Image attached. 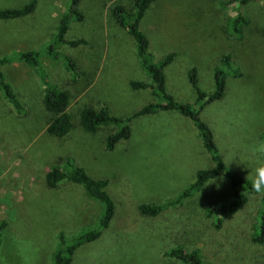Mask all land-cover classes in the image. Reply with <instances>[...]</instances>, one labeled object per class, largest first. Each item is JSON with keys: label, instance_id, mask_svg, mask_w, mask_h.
Here are the masks:
<instances>
[{"label": "rangeland", "instance_id": "obj_1", "mask_svg": "<svg viewBox=\"0 0 264 264\" xmlns=\"http://www.w3.org/2000/svg\"><path fill=\"white\" fill-rule=\"evenodd\" d=\"M31 0H0L1 8H17ZM156 0L141 22L154 61L175 52L165 68L166 89L179 103L198 109L197 93L188 72L196 68L201 90L214 91V72L226 75V92L200 111L211 128L227 167L249 180L264 165V0ZM70 0H37L33 14L0 20V57L13 52L40 51L48 79L70 92L77 117L85 108L108 107L128 117L160 98L152 88L132 89L133 80L151 83L141 68L132 36L112 17L111 9L132 7V0H82L83 20H72L67 39L79 46L56 43L63 56L55 60L47 47L55 42L60 19ZM238 13L248 22L240 35L226 24ZM229 54L230 66L222 62ZM72 59L77 72L66 67ZM12 88L21 97L20 112L0 89V264H52L59 233L67 239L95 227L101 203L82 185L62 181L46 187V173L81 166L95 179H108L115 213L102 235L80 246L71 264H185L167 255L174 248L199 249L209 264H264V244L251 243L253 225L261 221L264 192L247 191L246 205L235 215L207 216L206 209L231 193L220 172L181 204L145 216L140 204H162L176 198L196 180L199 170L215 162L193 121L178 110H160L130 120L131 137L113 150L105 148L113 126L98 133L76 128L66 138L47 132L48 117L40 101L44 88L36 68L19 61L4 65ZM79 76H76L78 75ZM221 218L220 228L215 224ZM257 223V224H256Z\"/></svg>", "mask_w": 264, "mask_h": 264}, {"label": "trees", "instance_id": "obj_2", "mask_svg": "<svg viewBox=\"0 0 264 264\" xmlns=\"http://www.w3.org/2000/svg\"><path fill=\"white\" fill-rule=\"evenodd\" d=\"M70 1L69 11L60 19L56 41L51 42L47 47L55 60H62L63 58V56L55 50L56 43L75 47L85 42L83 39L66 38V33L69 31L71 21L75 19H84V15L79 9V4L82 0ZM155 1L156 0H132V7L130 9H126L122 5H115L111 9V15L134 39L139 64L151 78V83L133 80L130 82V86L135 90L146 87L152 88L153 95L160 98L159 102H150L128 117L116 116L112 114L106 106L100 109L85 107L80 111L77 117L74 106L72 105V95L68 90L61 88L48 79L40 65V51L37 50L16 51L10 55L0 57V89L3 91L4 97L11 104V107L16 109L17 112H20V108H23L21 97H25L26 99H23V101H27V99H29L28 94L26 91L16 92L12 88L6 80L3 67L8 63L19 61L30 67L36 68L38 80L44 88V97L40 101V105L43 113L48 117L47 132L58 138H66L76 128H81L87 133L96 134L103 126H113L114 131L106 136L105 148L107 150H113L119 141L131 137L132 131L129 122L132 118L154 114L160 110H178L181 114L193 121L199 131L203 146L207 152H209L216 167L214 169L199 170L196 175V180L176 198L162 204H140L138 206L139 211L145 216H157L162 212L164 207L181 204L184 200L193 197L206 183L217 178L219 173L222 172L226 177V182L230 185L231 193L225 200L208 207L206 213L209 217L217 213L222 216V219L231 217L246 205L248 201L246 192H254L252 189V181L244 176H240L237 172H234L226 166L215 142L211 128L200 117V111L206 104L219 100L224 96L226 92L225 72L218 68L215 70L214 91L212 93H207L199 88L196 68L188 72L190 82L197 93V102L200 103L198 109L192 108L189 104L179 103L173 98L166 89V75L164 70L172 63L176 54L175 52L168 53L163 59L155 62L153 53L150 49L149 36L141 28L142 20L147 13L152 10ZM247 1L248 0H241L240 3L244 4ZM36 3L37 0H31L21 7L1 8L0 20H11L31 15L36 10ZM247 22L246 16L242 13H238L236 17L228 20L226 28L240 35ZM221 60L228 66L232 64V59L229 54L223 55ZM66 66L67 69L69 68L74 72L78 70L74 61L68 57H66ZM76 76H79V74ZM62 181L82 185L89 197L101 203L103 211L95 227L87 228L69 239L66 238L63 232L59 233V246L54 252L52 264H71L77 249L87 242L98 239L102 235L103 230L109 226L115 213V202L107 189L109 183L108 179H95L81 166L71 165L70 169L63 170L56 165L46 173L44 184H46V187L53 188ZM261 206V221L258 222L259 224L257 227L253 225V231L250 236L251 243L255 245L264 244V194L262 196ZM222 219L219 218L218 222L215 224L217 228H220ZM5 226L6 221H1L0 237L1 231ZM167 255L177 258L185 264H209L204 260L202 252L199 249L188 252L182 248H174L167 252Z\"/></svg>", "mask_w": 264, "mask_h": 264}, {"label": "clouds", "instance_id": "obj_3", "mask_svg": "<svg viewBox=\"0 0 264 264\" xmlns=\"http://www.w3.org/2000/svg\"><path fill=\"white\" fill-rule=\"evenodd\" d=\"M259 151L264 152V144L260 145ZM255 179L252 181V189L256 193L264 192V165L254 169Z\"/></svg>", "mask_w": 264, "mask_h": 264}]
</instances>
